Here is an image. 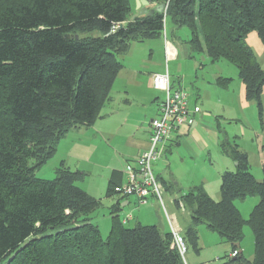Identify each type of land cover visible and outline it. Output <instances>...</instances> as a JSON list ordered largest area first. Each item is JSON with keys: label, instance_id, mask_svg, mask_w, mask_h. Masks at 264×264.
<instances>
[{"label": "trees", "instance_id": "1", "mask_svg": "<svg viewBox=\"0 0 264 264\" xmlns=\"http://www.w3.org/2000/svg\"><path fill=\"white\" fill-rule=\"evenodd\" d=\"M149 1L166 3V12L131 20L135 0H0V264H187L173 233L128 227L118 206L104 238L93 217L102 200L77 184L85 173L62 162L53 179L36 175L68 133L102 117L124 68L120 57L134 42L162 38L168 19L190 30L192 53L237 67L246 100L263 115L264 69L245 39L256 31L264 43V0ZM225 150L237 169L222 174V199L197 186L175 200L192 219L183 240L199 252L197 227L205 224L238 251L219 264H264V176L256 179L238 144ZM117 185L110 180L107 196ZM248 197L259 202L243 219L235 201ZM245 224L253 259L240 252Z\"/></svg>", "mask_w": 264, "mask_h": 264}, {"label": "rangeland", "instance_id": "2", "mask_svg": "<svg viewBox=\"0 0 264 264\" xmlns=\"http://www.w3.org/2000/svg\"><path fill=\"white\" fill-rule=\"evenodd\" d=\"M134 11H136V5ZM190 39L191 33L187 27L175 29L168 19L166 33L162 38L147 40L145 42H134L130 51L126 55L121 56L120 60L129 69H139L141 72H146L148 69L156 67L164 68L165 72L168 67L174 79V83L172 82L173 85H178L181 79L185 84L188 94H202L204 96L200 98L202 110L206 111L208 107H212L214 108V112H216L215 114L219 117L221 116L218 118L220 122L215 118L213 119L219 127L220 141L223 142L228 138L231 144L234 145L239 143L243 147L249 149L252 152L251 164L253 174L257 177V180L262 181L264 176L263 165H261L262 159H258L257 144L264 138V89L262 93L263 115L261 116L257 101L246 100L245 86L240 80L239 71L234 64L227 60L211 64L205 61L207 58L205 53H193L194 56L191 55V58H189L187 62V58H184L182 53L179 55L176 62L168 60L165 51L167 40L176 44L178 43V45L189 47ZM245 41L253 50L257 61L264 69V43L259 38L256 31L249 33ZM195 61L198 63V66L195 65ZM179 63H183L182 68ZM215 74L230 78V85L227 88L219 86V78L216 79V81L212 80ZM146 77L147 75L142 74L141 79L139 78L140 81L142 80V83L144 82L143 86L139 88L130 87L131 91L135 94H137V92L139 94L146 92V99L143 103H136L131 112V116L139 121L142 120L147 122L149 126L151 119L154 118L156 114L157 106L154 102L153 91L147 89ZM158 93H160V97L163 99L164 94L161 91H158ZM220 97L223 100H221ZM106 113L107 111L103 110L102 116L104 117ZM125 113L119 112L118 115H125ZM103 119L107 118L104 117ZM67 136L59 145V153L36 172L37 177L53 179L56 169L63 160H66L67 164H69L72 169L76 167V162L78 164L79 161L82 160V170L89 172L90 175L79 181L77 183L78 186L88 188L97 198L106 196L107 185L104 183V179L108 173L107 165L113 157H118L116 151L127 149L125 138L123 137L109 142H107L106 139L104 142L100 140L98 148L95 149L94 153H91L93 149L85 153V149L81 146L91 144V139L88 135L84 137ZM215 141L211 143V151H200L199 149H195L194 146L186 143L184 145L186 154L181 152L173 154L170 169L171 172L178 177V180H180L179 187L183 189V193L185 192L187 194L192 190L191 188L202 186L214 201L219 202L222 199L220 191L222 177L220 183V175L219 178L216 175L219 173V170H227L225 169L226 161H228V163H232L233 161L223 151L222 144L219 146ZM96 143H98V141H96ZM75 146L76 148L74 149ZM188 152L192 153L187 154ZM89 160L93 162V165ZM233 164L234 165L230 166V170L235 169L237 165L236 162ZM101 200L102 206L93 213V217L94 222L100 226L102 236L107 238L112 219L111 205L107 202L108 199L104 198ZM258 202V197H248L246 200H236L235 205L242 218L249 219ZM182 213L185 214L187 219L191 220L189 214L186 215L185 212ZM191 225L192 223H190L188 227L186 226L187 228L184 227L185 231ZM127 226H135V221L128 223ZM197 232L199 252L187 242V251L184 255L186 263L196 261L199 263L206 262V264H219L225 261L226 255L232 250L231 244L223 242L219 234L209 230L205 224L199 225L197 227ZM243 236L241 243L243 254L246 258L253 259L254 234L249 224L244 225Z\"/></svg>", "mask_w": 264, "mask_h": 264}, {"label": "crops", "instance_id": "3", "mask_svg": "<svg viewBox=\"0 0 264 264\" xmlns=\"http://www.w3.org/2000/svg\"><path fill=\"white\" fill-rule=\"evenodd\" d=\"M135 5H136V0H135ZM165 51L168 60H171L172 62H176L181 53L182 55H184V58H187L186 62L188 61L189 58H191V55L194 56V54L191 51L190 45L189 47H186L184 45H178V43L176 44L169 40L166 41ZM205 61L210 62L208 58H206ZM179 65L181 66V68L183 67V63H179ZM195 65L198 66V63L196 61H195ZM168 71L169 73H171L169 69ZM156 73H164V68L156 67V68L148 69L146 72H141V70L139 69H129L124 64V68L120 72L114 84L111 93L112 99L106 104V106L103 109L107 111V113L104 116L107 119H103L104 117L102 116L100 119H98V121L94 124V126L88 129L82 128V129L72 130L70 133H68L67 137L71 135L82 136V137L88 135V137L91 139V144H86L85 146H81L82 148L85 149V153L89 152L88 150L90 149H93L91 153H94L95 149L98 148L100 140L104 142L106 139V141L109 142L119 138H123V137L125 138L127 149L123 151L120 150L116 151L118 157L115 158L113 157L110 163H108L107 165L108 173L104 179V183L107 185V189L111 179H113V181L117 184L126 183L125 167L127 163L133 161L143 151L149 148L150 136H151L150 123L152 119H154L157 116L159 103L162 100L160 97V93H158V90H156L152 84V76ZM142 74L147 75L146 77L147 89L153 91L154 102L156 103L157 106L156 114L154 118L151 119L149 126L147 125V122H144L142 120L139 121L138 119L131 116V112L134 106L136 105V103L137 102L138 104L140 102L143 103L144 100L146 99L145 96L146 92L144 93L141 92L142 94H139L137 92V94H135L130 89V87L139 88L143 86L144 82L142 83V80L141 81L139 80V78L141 79ZM220 77L222 76H219V74H215L212 80L216 81V79ZM171 79L172 82L174 83L173 81L174 79L172 78V76ZM219 86L224 87L220 84ZM173 87L175 89H183L187 92V89L185 88V84L183 81H181V79L178 85L174 84ZM203 97L204 96L202 94L194 95L189 93V102H190L191 110L193 111L195 108H198L199 111L196 113L193 112L192 116L189 119L190 123L185 124L180 128L179 133L175 134L173 136V139L170 141L168 145V149L161 155V157L156 162H154L153 165L155 174L162 181L165 188L163 198L166 206V211L161 207L157 199L154 197H151L148 203L146 204H141L135 197H123L117 194L111 197L107 196L106 194V196L104 197L100 196L98 198V199H104V198L108 199L107 202H109L111 205L110 206L111 212L114 210V207L118 206L119 213L122 219H125L126 217L128 218L127 224L132 221H135V226L137 224L157 225L164 232H171V233H173V229L175 228V230L179 231L180 235L183 236L185 231L184 227L187 228L190 225V223H192V219L191 220L187 219L185 214L182 213L185 212L187 215L189 214V212H187L185 209L178 208L175 204V200L180 196L185 195L186 193L185 192L183 193L182 192L183 189L179 187L180 180H178V177L171 172L170 166L172 163L171 159L173 158V154H176L178 152L185 153L184 145L186 143L190 144L191 146H194L195 149H199L200 151H211L212 148L211 143H213L215 139H216L215 143H217V145L219 144V146L222 144V149L226 153L225 145H227V143H230L228 138L223 142L220 141L219 127L213 121V119L215 118L218 122H220L218 118H220L221 116L219 117L217 114H215L216 112H214L213 110L214 108L212 107H208V110L206 111L202 110L200 98ZM220 99L223 100L221 97ZM119 112H124V113L126 112V113L125 115L119 116L118 115ZM96 141H98V143H96ZM263 143H264V138L259 144H257L258 159H262L261 165L264 164V154L261 151V147ZM59 145H58L57 153H59ZM238 145L241 148V150L245 151L248 154L250 170L253 173L252 164H251L252 152L249 149L243 147L241 144L238 143ZM75 148L76 146L74 147V149ZM191 153L192 152H188L187 154H191ZM81 161L82 160H80L78 163L79 166L76 162L75 164L76 167L73 170H79L85 173L86 174L85 177H87L90 175V173L82 170ZM89 161L93 165V162L91 160ZM62 162H64L68 167H70L69 164H67L66 160H63ZM233 163L234 161L232 163L230 162L228 163V161H226L225 169L227 170L218 171L219 173L216 176H218L219 178L220 175V181H219L220 183H221L222 174L225 171L228 170L235 171L237 169V165H236L235 169L230 170V166L234 165ZM83 189L86 192H88L90 195L97 198V196L93 192H91L88 188H83ZM240 252H243V250L241 249ZM231 253L232 250L228 254ZM187 264H202V263L193 261Z\"/></svg>", "mask_w": 264, "mask_h": 264}, {"label": "built area", "instance_id": "4", "mask_svg": "<svg viewBox=\"0 0 264 264\" xmlns=\"http://www.w3.org/2000/svg\"><path fill=\"white\" fill-rule=\"evenodd\" d=\"M117 27L113 28L115 31ZM119 28V27H118ZM153 87L164 94L159 103L157 116L151 121V136L149 148L143 151L125 167L126 183L115 186L114 192L123 197H135L141 204L148 203L151 197L157 199L166 211L163 194L165 191L162 181L154 172V162L168 149L173 136L179 133L180 128L190 123L193 111L190 108L189 94L183 89H175L168 70L152 76ZM184 209V208H182ZM128 218L123 219L127 223ZM175 244L184 256L187 246L179 231L173 229ZM238 251L230 255L237 256Z\"/></svg>", "mask_w": 264, "mask_h": 264}, {"label": "water", "instance_id": "5", "mask_svg": "<svg viewBox=\"0 0 264 264\" xmlns=\"http://www.w3.org/2000/svg\"><path fill=\"white\" fill-rule=\"evenodd\" d=\"M167 8L166 3H161L159 5H152L149 0H136V10L137 12L131 17L134 20L138 16L147 15L152 16L155 12L165 13ZM120 27H123L121 25ZM240 247V243L235 244Z\"/></svg>", "mask_w": 264, "mask_h": 264}]
</instances>
